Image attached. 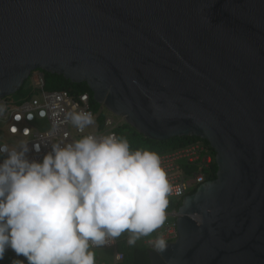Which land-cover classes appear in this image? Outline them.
Returning <instances> with one entry per match:
<instances>
[{
	"label": "water",
	"instance_id": "95a60500",
	"mask_svg": "<svg viewBox=\"0 0 264 264\" xmlns=\"http://www.w3.org/2000/svg\"><path fill=\"white\" fill-rule=\"evenodd\" d=\"M37 71L145 138L214 150L150 264H264V0H0V102Z\"/></svg>",
	"mask_w": 264,
	"mask_h": 264
},
{
	"label": "clouds",
	"instance_id": "9594fccd",
	"mask_svg": "<svg viewBox=\"0 0 264 264\" xmlns=\"http://www.w3.org/2000/svg\"><path fill=\"white\" fill-rule=\"evenodd\" d=\"M68 119L81 132L95 124L88 111ZM28 145H0L7 154L0 162V260L11 248L27 264H95L92 246L125 232L135 245L163 225L171 188L156 152L133 151L114 133L53 143L42 162L26 158ZM153 246L165 251L167 241L158 237Z\"/></svg>",
	"mask_w": 264,
	"mask_h": 264
},
{
	"label": "built area",
	"instance_id": "2783aa9c",
	"mask_svg": "<svg viewBox=\"0 0 264 264\" xmlns=\"http://www.w3.org/2000/svg\"><path fill=\"white\" fill-rule=\"evenodd\" d=\"M33 86L36 92L33 97L18 105L12 104L8 98L0 102L6 106V111L0 115V122L7 128L8 135L19 136L22 139V141H15L19 147L23 142L29 143L30 150L26 158L30 161L42 162L43 157L52 151L53 143H68L88 134L102 136L114 133L117 136L115 130L125 123L122 118L112 115L102 106L95 112L88 93L75 96L68 91L46 90L45 77L40 71L33 73ZM80 111L91 112L95 118V124L85 128L83 132L79 131L68 119L70 113ZM41 112L45 114L42 116ZM29 114L32 115V119L28 118ZM101 115H104V123L100 122ZM17 116L20 118L16 119ZM36 119L43 120L45 126L36 127ZM13 127L17 131L14 132ZM25 129H28L27 134H25ZM35 143L41 145L39 152L33 149ZM159 156L171 188L165 209V221L167 219L168 221L161 226L163 229L161 237L167 242H174L178 238L179 208L185 197L195 193L205 182L212 180L217 167L216 154L209 144L197 142ZM5 158H7L6 153L0 154V162ZM153 242L149 245H153ZM98 248L116 249L117 239L108 238L106 244L98 247L92 246L91 249ZM9 251L13 250L9 248L6 252ZM123 260V253H118L117 261Z\"/></svg>",
	"mask_w": 264,
	"mask_h": 264
},
{
	"label": "trees",
	"instance_id": "16d2710c",
	"mask_svg": "<svg viewBox=\"0 0 264 264\" xmlns=\"http://www.w3.org/2000/svg\"><path fill=\"white\" fill-rule=\"evenodd\" d=\"M40 72L44 74L46 90L68 91L71 95L75 96L88 93L90 95L91 105L94 111L97 112L100 109V105L93 100L92 92L86 84H75L71 81L65 80L61 76L52 75L43 71ZM35 93L32 74L16 95L19 97L20 103H22L25 100L33 97ZM8 100H10V97ZM100 122L104 123V115L100 116ZM115 131L118 137H125L128 139L133 151L137 149H146L156 152L158 155L183 148L192 143L203 142L209 144L207 141L197 137H175L164 142L151 140L138 134L136 130L128 126L126 123L118 127ZM217 171L218 168L216 167L212 176V180L216 179ZM128 238L129 237L125 236L116 238L117 250L123 253L124 256V260L118 264H150V258L148 254L149 247L139 242H136L135 245H130L128 243ZM14 261H16L17 264H27L26 257L17 256L14 251L5 252L4 258L0 260V264H13Z\"/></svg>",
	"mask_w": 264,
	"mask_h": 264
},
{
	"label": "rangeland",
	"instance_id": "374dc122",
	"mask_svg": "<svg viewBox=\"0 0 264 264\" xmlns=\"http://www.w3.org/2000/svg\"><path fill=\"white\" fill-rule=\"evenodd\" d=\"M10 101H12V104L14 105L20 104V99L16 94L10 97ZM10 107H12V105ZM35 126L39 128H43L45 126V122L43 120L36 119ZM16 140L22 141V139L19 136L12 137L8 135L7 128L4 127L3 123L0 122V144H7L10 148H15L19 150V145L15 143ZM166 221H168V219ZM166 221H164V223ZM162 232H163V229L160 227L156 231L151 233L149 236L141 237L139 240H137V242L149 246L150 242H153L158 237H161ZM130 235L131 233L125 232L121 236L129 237ZM98 249H101V248H98ZM98 249H92V250H98Z\"/></svg>",
	"mask_w": 264,
	"mask_h": 264
},
{
	"label": "crops",
	"instance_id": "0c3cea01",
	"mask_svg": "<svg viewBox=\"0 0 264 264\" xmlns=\"http://www.w3.org/2000/svg\"><path fill=\"white\" fill-rule=\"evenodd\" d=\"M150 246L151 245L148 247L150 248ZM90 250L95 253V264H118L121 262L117 261V254L121 253L117 250V248H101L98 250Z\"/></svg>",
	"mask_w": 264,
	"mask_h": 264
}]
</instances>
